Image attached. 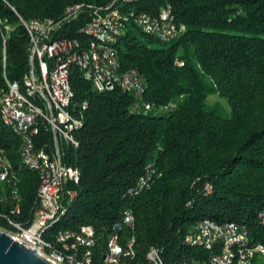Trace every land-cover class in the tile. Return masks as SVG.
I'll use <instances>...</instances> for the list:
<instances>
[{
    "label": "trees",
    "instance_id": "16d2710c",
    "mask_svg": "<svg viewBox=\"0 0 264 264\" xmlns=\"http://www.w3.org/2000/svg\"><path fill=\"white\" fill-rule=\"evenodd\" d=\"M110 1L0 0V18L12 27L4 50L0 32V86L4 76L21 82L28 69L29 37L19 16L59 19L69 4ZM165 4L175 23L185 25L184 33L163 42L127 28L114 47L122 70L135 67L145 76V99L155 106L172 103L171 109L133 110L132 94L118 88L98 92L77 69L70 74L74 113L88 103L75 133L78 146L66 149V160L81 176L54 229L91 225L95 264H102L112 223L126 208L135 218L133 230L121 231L122 243L135 237L136 255L128 264H148L150 246L161 250L165 264L206 259L209 251L181 241L203 218L244 224L250 240L264 244L259 217L264 208V0H141L135 8L155 13ZM82 22L63 25L67 32L61 34L74 35ZM213 95L219 100L210 103ZM44 137L50 136L39 140ZM0 147L19 168L18 137L1 119ZM149 162L160 176L139 194L128 195ZM17 172L22 214L28 217L38 178L24 167ZM7 185H0V196Z\"/></svg>",
    "mask_w": 264,
    "mask_h": 264
},
{
    "label": "built area",
    "instance_id": "2783aa9c",
    "mask_svg": "<svg viewBox=\"0 0 264 264\" xmlns=\"http://www.w3.org/2000/svg\"><path fill=\"white\" fill-rule=\"evenodd\" d=\"M139 1L111 0L98 6L84 2L69 4L59 19L25 20L19 16L29 37L28 69L21 82L9 81L4 76V85L0 86V119L18 137L19 168L36 174L38 188L34 209L24 217L19 168L13 166L0 147V185L8 184L0 196V218L4 221L0 230L25 247L36 249L54 264H95L91 225H81L76 231L54 229L76 196L74 185L81 176L80 169L66 160L67 147L78 146L75 133L83 124V111L88 106L83 101L78 113L73 111L72 69H77L98 92L118 88L132 94L133 110L165 112L174 106L172 103L155 106L145 99V76L135 67L124 70L120 67L114 44L127 30L128 22L163 42L185 32L184 25L175 23L170 4L151 13L136 9ZM78 21L83 22L75 28L74 35L61 34L67 32L63 25L71 26ZM11 29L7 19L0 18L3 50ZM46 134L50 137L39 140ZM159 176L154 163H147L127 194H139ZM204 190L210 193L211 185L205 183ZM259 217L264 221V208ZM134 221L133 211L126 208L112 223L100 259L102 264H128L135 258L134 235L121 242V231L133 230ZM181 241L210 254L206 259L184 258L180 264H264V244L252 242L247 227L241 223H218L203 218L186 229ZM146 259L148 264H165L156 246L149 247Z\"/></svg>",
    "mask_w": 264,
    "mask_h": 264
},
{
    "label": "water",
    "instance_id": "95a60500",
    "mask_svg": "<svg viewBox=\"0 0 264 264\" xmlns=\"http://www.w3.org/2000/svg\"><path fill=\"white\" fill-rule=\"evenodd\" d=\"M0 264H54L36 249L27 248L0 230Z\"/></svg>",
    "mask_w": 264,
    "mask_h": 264
},
{
    "label": "rangeland",
    "instance_id": "374dc122",
    "mask_svg": "<svg viewBox=\"0 0 264 264\" xmlns=\"http://www.w3.org/2000/svg\"><path fill=\"white\" fill-rule=\"evenodd\" d=\"M133 6V5H132ZM133 8V7H131ZM177 24V23H176ZM183 25V24H182ZM185 26V25H184ZM127 28L133 32H137V33H140L141 32V29L140 27H138L137 25L133 24L132 22H128L127 23ZM216 100H219L218 96L216 95H213V96H210L209 97V102L210 103H213L214 101Z\"/></svg>",
    "mask_w": 264,
    "mask_h": 264
}]
</instances>
